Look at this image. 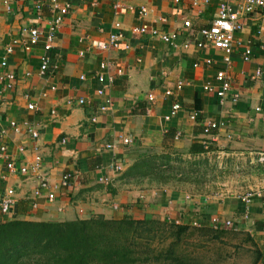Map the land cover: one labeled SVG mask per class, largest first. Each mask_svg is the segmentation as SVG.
<instances>
[{
    "label": "crops",
    "instance_id": "1",
    "mask_svg": "<svg viewBox=\"0 0 264 264\" xmlns=\"http://www.w3.org/2000/svg\"><path fill=\"white\" fill-rule=\"evenodd\" d=\"M57 1L68 9L54 48L46 52L44 37L57 15L52 1L0 0V74L16 77L12 88L0 81V148L6 146L3 155L0 151V199L13 189L16 200L9 213L0 211V223L129 215L212 226L218 217L253 236L263 253L258 264H264V180L255 185L254 197L246 205L240 194H196L184 184L173 185V175L164 181L134 172L142 159H155L168 172L184 164L197 171V165L216 163L239 167L264 154V8L247 16L235 35L252 46L251 59L244 60L242 48H236L228 64L221 49L197 45L201 31L212 25L220 0ZM142 7L146 16L141 15ZM185 20L191 25L186 27ZM34 27L43 38L27 50ZM153 30L176 36V45ZM115 32L124 35L117 47L95 46L96 41L109 43ZM45 54L49 63L42 74ZM4 60L6 66L1 64ZM220 71L232 81L223 99L217 94ZM101 88L103 94L98 92ZM81 98L85 103H79ZM176 100L182 108L167 120ZM212 121L219 126L206 133ZM124 138L131 142L123 143ZM200 141L210 142L216 150L192 154L193 144ZM38 155L40 165L33 170ZM161 158L168 161L161 163ZM10 161L29 171H9ZM118 163L124 169L113 175ZM65 175L67 185L62 184ZM40 177L49 184L36 195ZM104 177L113 180L106 184L100 180Z\"/></svg>",
    "mask_w": 264,
    "mask_h": 264
},
{
    "label": "trees",
    "instance_id": "2",
    "mask_svg": "<svg viewBox=\"0 0 264 264\" xmlns=\"http://www.w3.org/2000/svg\"><path fill=\"white\" fill-rule=\"evenodd\" d=\"M211 150L216 147L200 141L193 144L191 153ZM153 160L142 159L134 172L153 174L164 181L172 178ZM233 232L246 235L256 247L253 263L258 264L263 253L253 236L236 229L129 215L120 219L96 215L65 221L8 220L0 223V264H205L187 249L207 247L206 243L194 242V237L220 240ZM156 244L163 247L156 248Z\"/></svg>",
    "mask_w": 264,
    "mask_h": 264
},
{
    "label": "built area",
    "instance_id": "3",
    "mask_svg": "<svg viewBox=\"0 0 264 264\" xmlns=\"http://www.w3.org/2000/svg\"><path fill=\"white\" fill-rule=\"evenodd\" d=\"M52 5L54 7V10H57V15L52 19L50 25H49V31L47 35L44 37V49L46 52L51 51L54 48V41L56 33L62 24L63 15L67 12L68 5L61 6L57 0H51ZM176 3L180 2V0H174ZM211 0H206V2H210ZM264 8V0H220L218 10L216 13V17L212 23V25L209 28H205L201 31V39L198 41L197 45L201 48H206L209 46H213L216 48L221 49L225 52V61L230 64L231 63V56L232 53L235 51L236 48H242V58L246 61L250 60L252 57V46L250 44L245 43L244 41L236 38V33L241 31L244 28V21L250 14ZM147 9L145 7H142L141 15L146 16ZM117 28L120 27V23L115 24ZM184 25L186 27L191 25L190 20H185ZM141 32H146V27L140 28ZM153 34H157L161 37L163 41H166L168 43H172L176 45L175 40L176 36H170L166 33L159 32L158 30H153ZM261 33V30L258 31ZM124 35L122 32H115L111 33L109 36V43L103 42V41H96L94 44L95 46L99 48H107L108 46L114 45L118 46L119 41L123 39ZM43 38V33L36 27L30 28L29 30V40L25 43V48L27 50H31L33 47L37 46L39 43H41V40ZM188 44L185 43V47H187ZM128 47V45H127ZM8 51H12V47L8 48ZM210 62V61H208ZM48 63H49V57L47 54H45L42 57V65H41V73L44 74L48 69ZM2 66H6L7 62L4 60L2 61ZM121 72V71H120ZM261 74V71H257L256 76H259ZM81 79H85V76L82 75ZM218 79L221 81V87L218 89L217 94L220 98H225V96L231 91L232 89V81L231 78L226 74L225 71H220L218 73ZM16 80V77L13 73H4L0 74V81L7 82L8 88H12L14 85V82ZM99 81L101 83L105 82V77L103 75L99 76ZM183 83H179V88H182ZM211 90L212 88L209 87ZM99 94H103L104 89H99ZM239 99V95L236 93L234 94V100L237 101ZM79 103L83 104L85 103V99L81 98L79 99ZM30 109H34V105H29ZM182 108V104L176 100L171 105L170 112L166 115V119L170 120L172 117L176 116L179 111ZM106 106H102L101 110H106ZM264 113V109H263ZM1 116V114H0ZM192 119H196V115H192ZM92 122L97 121V117L91 118ZM217 122H210L206 125L205 132L209 133L212 129L218 128ZM30 132L34 137H38V132L36 130L30 129ZM62 142L65 143L66 139H62ZM131 142V139L124 138L123 143L129 144ZM108 147H113V145L109 144ZM0 151L2 155L6 151V146L2 145L0 148ZM41 161V157L38 155L36 157L35 163L32 166L33 170H37L39 168ZM259 162H264V154L261 153L258 156ZM7 168L11 172L17 171V169L20 170L21 173H27L29 171L28 166H21L18 167L14 161H10L7 163ZM113 169V175H116L117 173H120L124 169V165L121 163H118L114 165ZM69 177L65 175L62 179V184L67 185L68 184ZM101 182H104L106 184H109L112 182L113 177H104L100 179ZM48 179L44 177H40L38 188L36 189L35 193L36 195H40L41 190L48 188ZM254 197V193H248L242 196V200L246 203V205H249L252 201V198ZM49 199L53 200L54 195L49 194ZM16 200L14 197V190L9 189L7 196L0 199V211L3 213H9L13 206L15 205ZM36 206V204H34ZM248 216V214L246 215ZM171 222V221H169ZM176 224H181L179 221H174ZM195 226H200L198 223H194ZM212 226L215 229H234L233 221L231 220H221L218 217H214L212 219Z\"/></svg>",
    "mask_w": 264,
    "mask_h": 264
},
{
    "label": "rangeland",
    "instance_id": "4",
    "mask_svg": "<svg viewBox=\"0 0 264 264\" xmlns=\"http://www.w3.org/2000/svg\"><path fill=\"white\" fill-rule=\"evenodd\" d=\"M228 163L223 166L216 164L198 166L197 171H191L188 165H175L173 185H185L187 190L192 193H230L245 195L256 191L255 185L264 180V162L255 161L254 163L244 162L239 164ZM195 184L193 187L189 186ZM253 188H250V187ZM242 192V193H241ZM156 218V217H155ZM199 226V225H198ZM242 233V232H241ZM195 241L206 243V248H187L193 251L194 255L205 264H254L256 257V247L246 238V235L233 232L220 240H213L209 237H194ZM197 238V240H196ZM258 245V244H257ZM156 248L163 247L162 244H156ZM258 247V246H257ZM193 249V250H192Z\"/></svg>",
    "mask_w": 264,
    "mask_h": 264
}]
</instances>
